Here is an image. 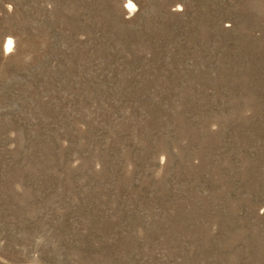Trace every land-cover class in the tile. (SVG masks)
Segmentation results:
<instances>
[{
	"label": "rangeland",
	"instance_id": "374dc122",
	"mask_svg": "<svg viewBox=\"0 0 264 264\" xmlns=\"http://www.w3.org/2000/svg\"><path fill=\"white\" fill-rule=\"evenodd\" d=\"M132 2L0 0V264H264V0Z\"/></svg>",
	"mask_w": 264,
	"mask_h": 264
},
{
	"label": "clouds",
	"instance_id": "9594fccd",
	"mask_svg": "<svg viewBox=\"0 0 264 264\" xmlns=\"http://www.w3.org/2000/svg\"><path fill=\"white\" fill-rule=\"evenodd\" d=\"M5 7L8 9L9 12H11V10H12L11 4H6ZM125 7L129 10L130 14L133 11L138 10L137 5H135L132 2V0H126ZM176 10L182 11L183 10L182 5H179V4L175 5V7L173 8V11H176ZM226 26H229L227 24V22H226ZM13 47H14L13 38L11 36H7L5 38V43H4V54H5V56H7L10 52H12ZM260 212H261V214H264V206L261 207Z\"/></svg>",
	"mask_w": 264,
	"mask_h": 264
}]
</instances>
